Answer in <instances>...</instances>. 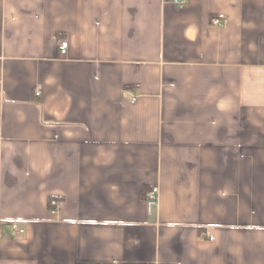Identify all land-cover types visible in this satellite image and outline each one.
Instances as JSON below:
<instances>
[{"label":"crops","instance_id":"obj_1","mask_svg":"<svg viewBox=\"0 0 264 264\" xmlns=\"http://www.w3.org/2000/svg\"><path fill=\"white\" fill-rule=\"evenodd\" d=\"M0 264H264V0H0Z\"/></svg>","mask_w":264,"mask_h":264},{"label":"built area","instance_id":"obj_2","mask_svg":"<svg viewBox=\"0 0 264 264\" xmlns=\"http://www.w3.org/2000/svg\"><path fill=\"white\" fill-rule=\"evenodd\" d=\"M173 2L175 5L184 6L187 3V0H184V1L173 0ZM213 24L214 26H217L219 28L223 27V23L220 19H215ZM67 50H68V42L67 41L61 42L60 53L62 55H66ZM41 93H42L41 88L40 87L37 88L36 94H35L36 97H40ZM126 95L128 96V99L130 100L131 103H135L138 99L137 95H135V93L132 92L131 90H127ZM157 204H158L157 192L156 190L151 189L146 193V207H147L148 212H152V210L157 206ZM50 208L53 211H56L58 209V202L56 200H51Z\"/></svg>","mask_w":264,"mask_h":264},{"label":"trees","instance_id":"obj_3","mask_svg":"<svg viewBox=\"0 0 264 264\" xmlns=\"http://www.w3.org/2000/svg\"><path fill=\"white\" fill-rule=\"evenodd\" d=\"M51 201V200H50ZM49 204H50V202H49Z\"/></svg>","mask_w":264,"mask_h":264}]
</instances>
